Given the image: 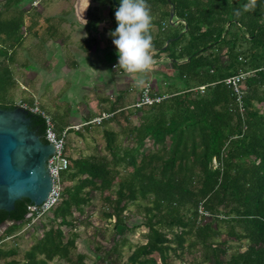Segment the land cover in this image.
<instances>
[{"label":"trees","instance_id":"trees-1","mask_svg":"<svg viewBox=\"0 0 264 264\" xmlns=\"http://www.w3.org/2000/svg\"><path fill=\"white\" fill-rule=\"evenodd\" d=\"M15 1L4 0L0 8L3 108L14 105L8 98L16 85L9 68L14 58L11 48L22 42L21 28L26 31V13H19L23 8L19 11V0ZM91 2L86 28L90 31L104 21L109 35L118 26V6L112 0ZM147 3L153 18L154 58L170 59L176 72L171 76L180 81L164 78L159 85L148 81L150 95L165 97L138 108L133 106L135 99L123 100L131 87L117 91L114 101L95 115L101 117L100 123L83 127L89 132L100 130L104 140L101 147H88L91 151L85 156L73 157L66 139L69 165L60 173L58 203L35 221L34 215L27 217L31 204L27 198L16 200L11 211L0 209V225L10 221L0 234V264H48L53 259L97 264L87 262V254L74 253L79 224L92 226L95 240L110 226V241L106 238L110 246L103 248L101 240L95 244V258L109 264H176L175 260L178 264H264V0H257L253 11H244L248 0ZM171 5L177 25L168 22ZM101 6L108 7L106 18L100 17ZM170 24L175 27L171 32ZM57 28L52 26L53 32ZM171 41L174 47L169 50ZM239 71L249 72L240 86L241 99L225 84ZM132 87L140 95L142 87ZM20 103L29 108L35 102L32 97ZM29 114L31 128L46 141L45 116ZM134 114L136 123L131 119ZM56 128L60 134L62 130ZM94 192L100 193L99 218L106 226H94L90 219ZM129 205L138 207L141 224L147 228L143 241L136 243L125 236L126 230L138 227L125 223ZM120 225L123 229L116 231ZM30 226L39 234L22 253L2 245L6 237ZM124 247L130 253L121 261Z\"/></svg>","mask_w":264,"mask_h":264},{"label":"rangeland","instance_id":"rangeland-1","mask_svg":"<svg viewBox=\"0 0 264 264\" xmlns=\"http://www.w3.org/2000/svg\"><path fill=\"white\" fill-rule=\"evenodd\" d=\"M3 1L4 0L0 1V8L3 5ZM17 1L18 0H16L15 3ZM31 1L32 0H19V3L17 5L19 6V11L21 8H23L21 9L22 12H19L20 14L26 13V15H23L24 17L23 20L26 23L23 24L26 26L25 27L26 31H24L25 29L23 30L21 28L20 31L24 33V36H22V42L14 46V48H11L13 51L9 49V51H12L14 53V58L10 59L13 61H12V65H10L9 68L12 70L14 74L13 77L16 80L15 81L16 85L14 86L12 91H10V93L8 94V98L12 99L14 104H16V103H20L21 101L26 102L27 100L33 97L35 103L39 104L40 101L41 104H43L44 106V107L42 106L43 108H50V106H48V104L45 102L46 100L50 102V93L45 91L48 88L46 80L51 81V79L58 78L60 75H66L65 82L63 83L65 84L68 81L67 85L65 86L64 84H57L56 83L57 81H55L54 82L55 89H58L57 92L60 102L63 100L67 102V104L65 105L67 112H69L71 108L69 114L74 116V111L77 110V106H76L77 97H74L72 100H70L69 96L67 95L66 88L68 89L69 93L75 94L76 96L77 87L75 83L80 82L81 78L78 79V82H75V78L82 75L81 67L83 66L85 67L86 65L85 63L86 58H84V55L87 54L90 57H94L92 52L89 51L86 53V49H87L86 47L91 45L90 49L91 47L94 48L92 41L88 38L90 37V35L92 36V34H96L98 32L96 29L98 23L95 26V28L90 29V31L88 30V28H86V25H84V23L83 24L78 23L79 21L76 19L77 9L74 8L75 3H78L77 0H37L34 3ZM98 9L101 10L100 17L104 18L108 12V7L101 6ZM167 18L169 22V16ZM54 21H56L57 23L61 21V23L59 25L52 24L58 28L57 31L55 32L52 31L53 33L51 34L50 30L52 26L50 25V23L51 22L54 23ZM174 24L177 25V22H174ZM90 26L94 27L93 24H90ZM174 29L175 27L172 28L170 24L168 31L171 32ZM106 31L107 30H105V33ZM103 37L106 38V35L103 34ZM105 38H102L101 40L98 38V41L102 42L103 45H106V47H108L106 49L101 50L104 53V59L106 61V64H104L106 68H104V70L106 72H109L110 69L112 73H117V71H121V68L117 67V69L115 70L111 68L112 64L118 65L117 57L119 56L117 54V49L116 47L111 45V43H113V41L111 40L108 46V43L106 42ZM166 42L164 47L166 46ZM174 42L175 41H171L169 50H172V48L174 47ZM65 46L66 48H64ZM214 47H212L211 49L214 50ZM69 53L77 58V64L79 65V69L77 70L78 67L76 66H74V68H71L73 64L71 60H68L66 62V66L68 67L69 71L66 70L59 73L56 72V74L54 75L52 71L54 67H56L55 64L60 63L61 60L63 59L65 60L68 59V57H65V55L68 56ZM113 56L115 57V59L113 58ZM152 71L153 72L155 71L154 73H152V78L154 79L157 85H159L160 82L163 83L165 81L164 78L170 79L171 82L180 81V79H176V77L171 76L176 72L173 71L172 62L167 57H164L163 60L156 59V64L154 65ZM33 74H36L37 78L33 77ZM37 74L39 75V77ZM125 75L128 77L123 78L125 77ZM38 79L39 80L42 79L40 81L39 87H37ZM33 80L36 85L35 89H32V87L30 86L33 84ZM53 81L54 80H52V82ZM170 81H168V83ZM119 82H122L124 85H128L135 81L132 80V76L125 73L121 77V80H119L117 83ZM54 83L51 84V89L54 88L53 86ZM123 84H121V86H123ZM163 87H164L162 88L163 90L167 88L166 85H163ZM119 89L123 90V88H119ZM96 90L97 91H95V97L101 96L102 93L99 92V88H97ZM86 92H88L89 101L87 103V107L81 109L82 113L85 110H92V109L97 110L98 108L97 102L94 103V101H92V98H94L93 95H91L90 97V91L86 90ZM137 92L138 89H135V91L132 92L130 97L125 98V101L128 103H132V100L135 99ZM103 94L106 93L103 92ZM106 96L109 97V94H106ZM111 98L114 99V96ZM83 99L86 100L87 97H83ZM79 106L80 105H78V107ZM53 112L54 111H51V113ZM131 119L132 122L134 123L137 122L135 114L132 115ZM111 125L113 126L114 129H117L115 123H112ZM78 131H81L84 136L81 137L72 134L74 133V131L73 129H71L68 134V135L71 134L70 137L66 138L67 141L69 142L70 153L73 157H78L80 154L85 156L88 152L91 151L89 150L88 147L90 146L93 147L92 145H96V144L101 147V145L104 144L103 136L100 130L92 129L89 132L87 130L85 131V129L83 128H80ZM93 198H94L93 199L94 208L92 210L94 213L93 216L90 217L92 224L94 226H100V227L106 226L103 223L104 221L100 220L99 218V213H100L99 209L101 208L102 205L100 200V193L94 192ZM126 213H127L126 221H125L126 225L129 227L131 226H138V227L135 229V231H131V230L125 231L124 229L125 236L132 243L143 241L142 233H144L147 230V228L141 224V221L143 220V214L135 205H129ZM81 218L83 219L84 215L81 216ZM78 227H79L77 229L78 236L75 242L76 250L74 253L87 254L88 258L86 259V261L89 263L95 260V261H99L97 264H106L107 262L103 260L100 261V259L98 260L95 258L97 254V250L95 251V246H96L95 244L96 242H98L97 240H101V243L103 244L102 245L103 248L107 249L110 246L111 242H108L110 241L109 237L112 231L110 226H108V229L104 232L103 237L99 236L97 240H95L92 236V233L94 232L92 226H88L86 228L82 224H79ZM120 229H123L122 225L118 226L115 230L117 231ZM38 234L39 231L33 232L32 226L24 227L22 230H18L15 233V235L11 237H6L2 245L5 247H9V246L17 247L19 253H22L24 250L29 248V246L34 242L33 241L34 237L37 236ZM223 236L226 237L224 231H223ZM106 238H108V241H106ZM229 243L234 244L235 242L229 241ZM98 253L103 256V251H99ZM129 253L130 251L128 250V248L124 247L123 249L124 257L121 261H125ZM188 256L186 257L188 258ZM156 258L158 260L157 256ZM175 261H176L175 263L178 264L177 263L178 260ZM48 264H68V263L64 260L53 259L49 261Z\"/></svg>","mask_w":264,"mask_h":264},{"label":"water","instance_id":"water-1","mask_svg":"<svg viewBox=\"0 0 264 264\" xmlns=\"http://www.w3.org/2000/svg\"><path fill=\"white\" fill-rule=\"evenodd\" d=\"M112 1L120 6L116 0ZM173 15L171 5L170 22ZM53 153L54 145L43 141L31 128V115L26 108L19 103L7 108L0 106L1 210H13L15 201L21 198H27L36 205L47 198L52 186L48 158ZM30 216L28 213L27 217ZM9 224L10 221H5L0 225V234Z\"/></svg>","mask_w":264,"mask_h":264},{"label":"crops","instance_id":"crops-1","mask_svg":"<svg viewBox=\"0 0 264 264\" xmlns=\"http://www.w3.org/2000/svg\"><path fill=\"white\" fill-rule=\"evenodd\" d=\"M77 2L78 3H75V5H74L75 6L74 8L77 9V11L75 9V11L77 12V14H76L77 18L76 19L79 21L78 23H81V24L84 23V25H86L87 19H88L87 14H88L89 7H90L92 2H91V0H77ZM105 16H107V14ZM104 18H106V17H104ZM72 19H74V18H72ZM85 21H86V23H85ZM52 24L57 25L59 23L54 21V23H52V22L50 23V25H52ZM52 26H54V25H52ZM96 29L98 32L96 34H92V36L90 35V37H89V39L92 41V44L94 45V48L91 47V49H90V47H89L86 50V53L89 51L92 52V54L94 55L95 58L90 57L87 54L84 55V58H86V62H85L86 65H85V67L84 66L81 67L82 75L75 78V82H78V79H80V78H81V81L78 83L74 82L76 84V87H77L76 96H75V94L69 93L68 89L65 87L67 85L68 81L65 84L63 83V82H65L66 75H60L58 78L51 79V81L46 80L48 88L45 91L50 93V102L47 100L45 102L48 104V106H50V108H43L44 107L43 104H41L40 101H39V103H40L41 107L43 106L42 107L43 109H46V110L48 109L47 112L54 119V126H55V128L56 127L58 128V129L56 128L58 131L63 130L65 127H67L69 125H76V124L82 123V122H84V120H86L87 116H89V115L95 116V115H97V113L103 111V109H104L103 107H108L114 101V99H112L111 97L114 96V98H116L115 96L117 95V91L121 90L119 88L125 89L128 87H131L133 89V90L129 89V91L126 92V94L124 95V98H123L124 101H125L126 97H130L132 92L135 91V89L132 87V86H134L135 82H132L131 84H128V85H124L122 82L117 83L119 80H121V77L123 76V74L126 73L124 70L121 69V71H117V73H112V71H110V69H109V72H106L104 70V68H106V66H104V64H106V61L104 59V53L101 50L106 49L108 47H106V45H103L102 42L98 41V38L100 40L102 38H105V37H103V34H105L106 35L105 40L108 43V46H109L110 42L113 41V38L109 37L107 25L104 23V21L102 23L100 22L97 25ZM105 30H107L106 33H105ZM52 31L53 30L51 28V30H50L51 34L53 33ZM111 45L115 47L114 43H111ZM64 48H66V46ZM112 55H113V53H112ZM65 57H68V59H66V60L63 59V60H61L60 63H56L55 64L56 67H54L55 65L53 66L54 69L52 72L54 73V75L56 74V72L59 73V72L66 71V70L69 71L68 67L66 66V62L68 60H71V62L73 64V66L71 68H74V66H76V67H78L77 70L79 69V65L77 64V58L75 56H73L72 54L69 53L68 56L65 55ZM164 57H166V56L162 55V56H160L158 58H154V59L155 60L156 59H162L163 60ZM113 58L115 59L114 56H113ZM118 58L119 57H117V60H119ZM157 63H159V62H157ZM111 68L113 70L117 69V64H112ZM154 72L151 71L146 82H148V81L152 82L154 80L152 78V73H154ZM33 77L37 78L36 74H33ZM38 77H39V75H38ZM126 77H128V76L125 75V77H123V78H126ZM41 80L38 79L37 87L40 86ZM52 80H54V81L52 82ZM132 80L134 81L133 77H132ZM55 81H57L56 82L57 84H64L65 85V86L64 85L63 86L66 88L67 95L69 96L70 100H72L74 97H77V101H76L77 110L74 111V116L69 114V112L71 111V108H70L69 112H67L66 106H65L67 104V102L64 100L60 102L59 97H58V92H57L58 89H55V83H54ZM52 83H54L53 84L54 88L51 89ZM121 84H123V86H121ZM30 86L32 87V89H35L36 85L34 83V80H33V84ZM97 88H99V92H101L102 94H101V96L95 97V91H97L96 90ZM54 89H55V92H54ZM136 89H138V88H136ZM86 90L90 91V97H91V95H93L94 98H92V101H94V103L97 102V105H98L97 110L98 111L95 109H92V110H85L82 113L81 109L87 107V103L89 101L88 92H86ZM103 92L106 94H109V97H107L106 94H103ZM83 97H87V99L84 100ZM135 99H136V97H135ZM43 101H44V99H43ZM78 105H80V106L78 107ZM51 111H54V112L51 113ZM72 134L77 135L75 133V131ZM70 135H68L67 137H70Z\"/></svg>","mask_w":264,"mask_h":264},{"label":"clouds","instance_id":"clouds-1","mask_svg":"<svg viewBox=\"0 0 264 264\" xmlns=\"http://www.w3.org/2000/svg\"><path fill=\"white\" fill-rule=\"evenodd\" d=\"M119 5L115 11L118 26L109 33L113 37L119 56L117 67L132 76L137 87H143L156 64L154 59L156 50L151 35L153 20L151 8L147 0H119ZM256 5L257 0H248L244 5V11L255 10ZM236 14L239 15V11ZM138 96L136 94L135 101Z\"/></svg>","mask_w":264,"mask_h":264},{"label":"built area","instance_id":"built-area-1","mask_svg":"<svg viewBox=\"0 0 264 264\" xmlns=\"http://www.w3.org/2000/svg\"><path fill=\"white\" fill-rule=\"evenodd\" d=\"M264 72V66L261 68ZM249 72L239 71L234 75H231L225 79V84L231 86L235 93H238V99L242 93L241 83L243 79L248 76ZM202 88V87H201ZM165 95H150V83L146 82L142 87L140 95L137 98V101L134 103V107H141L142 105L152 104L161 101ZM241 99V98H240ZM21 105L28 109L31 112L43 114L46 118V129H45V138L46 141L51 142L54 145V153L48 158L49 173L52 179V186L47 198L40 204H30L28 206V213L31 216L34 215L33 221L43 215L45 212L54 207L60 198V189H61V176L60 173L62 170L66 169L69 165L67 155L65 153V142L68 136V133L71 129L79 130L83 128L84 125L90 123H100L101 117L96 116L91 120L84 121L80 124L69 125L65 127L60 134H57L53 129V122L51 117L47 114L42 108H40L38 103H34L31 107L21 103ZM45 114H44V113Z\"/></svg>","mask_w":264,"mask_h":264},{"label":"flooded vegetation","instance_id":"flooded-vegetation-1","mask_svg":"<svg viewBox=\"0 0 264 264\" xmlns=\"http://www.w3.org/2000/svg\"><path fill=\"white\" fill-rule=\"evenodd\" d=\"M0 1H1V0H0ZM36 1H37V0H32L31 2H33V3H34V2H36ZM91 1H93V0H91Z\"/></svg>","mask_w":264,"mask_h":264}]
</instances>
